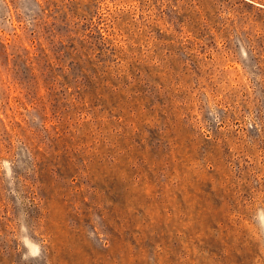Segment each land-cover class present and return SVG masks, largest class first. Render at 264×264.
Masks as SVG:
<instances>
[{
	"label": "rangeland",
	"instance_id": "1",
	"mask_svg": "<svg viewBox=\"0 0 264 264\" xmlns=\"http://www.w3.org/2000/svg\"><path fill=\"white\" fill-rule=\"evenodd\" d=\"M0 264H264V0H0Z\"/></svg>",
	"mask_w": 264,
	"mask_h": 264
}]
</instances>
